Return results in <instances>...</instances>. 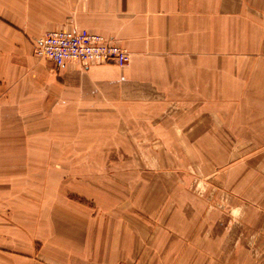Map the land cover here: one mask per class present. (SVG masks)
Masks as SVG:
<instances>
[{"label":"rangeland","instance_id":"374dc122","mask_svg":"<svg viewBox=\"0 0 264 264\" xmlns=\"http://www.w3.org/2000/svg\"><path fill=\"white\" fill-rule=\"evenodd\" d=\"M41 39L0 69V256L264 264V64L219 103L74 94Z\"/></svg>","mask_w":264,"mask_h":264},{"label":"crops","instance_id":"0c3cea01","mask_svg":"<svg viewBox=\"0 0 264 264\" xmlns=\"http://www.w3.org/2000/svg\"><path fill=\"white\" fill-rule=\"evenodd\" d=\"M81 29L131 60L126 68L73 62L74 94L219 103L230 87L251 85L264 64V0H0V69H11L46 31ZM12 262L0 256V264Z\"/></svg>","mask_w":264,"mask_h":264},{"label":"built area","instance_id":"2783aa9c","mask_svg":"<svg viewBox=\"0 0 264 264\" xmlns=\"http://www.w3.org/2000/svg\"><path fill=\"white\" fill-rule=\"evenodd\" d=\"M40 57L52 61L60 69L67 63H113L126 68L130 54L120 45L103 35L88 30L49 31L37 48Z\"/></svg>","mask_w":264,"mask_h":264}]
</instances>
